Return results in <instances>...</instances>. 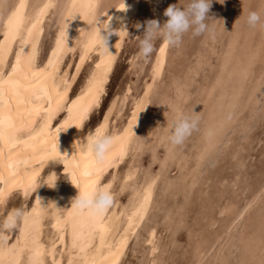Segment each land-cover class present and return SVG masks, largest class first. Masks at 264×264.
<instances>
[{"label": "bare ground", "instance_id": "obj_1", "mask_svg": "<svg viewBox=\"0 0 264 264\" xmlns=\"http://www.w3.org/2000/svg\"><path fill=\"white\" fill-rule=\"evenodd\" d=\"M57 2L59 9L55 17L54 32L49 48L39 62L38 53L43 32ZM121 2L122 0H0V44L3 45V55L0 58V190L3 192L0 201L14 189L20 190L25 200L31 194L27 205L23 206L24 202H21L23 208L19 209L20 215L14 235L9 238L8 229V232L0 230V237H3L0 239V264H118L137 227L142 225L140 222L143 218L145 220L144 216L152 199V189H156L155 184L157 186L159 183L157 176L155 178L150 174L140 179V175L139 181L138 178L133 180L137 170L132 163L123 168L120 174L117 172V165L126 156L132 140L137 138L134 135L146 106L150 85H145L133 100L123 120H119L115 110L116 99H112L94 127L82 130L84 120L86 121L92 108L100 101L112 63L121 48L122 37L127 32L119 29L123 27L126 30L141 0H124L126 9L123 11L119 10ZM261 3L263 6L261 4L260 11H264V0ZM98 11L102 15L99 19L111 17L108 21L109 28L117 30V35L113 32L107 40L111 55L98 52L94 48L93 28L90 24ZM65 31L67 47L64 43ZM161 48L164 49L163 52ZM166 48L167 45L161 41L155 49L150 68L152 77L157 76L162 69L166 60ZM247 52L250 53L249 56L245 54L243 66H237L235 72H227L229 78H236L235 83L232 80L230 85H227L229 87L224 89L232 92L230 94L234 100L238 92L236 90H239L238 79L242 76L239 73L246 71L245 65L248 67L251 60L252 51ZM66 56L68 60L64 64ZM226 57L228 60L229 52ZM89 60L90 68L81 84L72 91L76 76L83 64ZM242 60L239 59L236 63L241 64ZM221 78L217 79L218 82ZM128 91L129 86L126 87L125 93ZM122 100H119L118 104ZM219 103L216 104L222 105V102ZM122 105H125V102ZM240 106L237 109H240ZM219 110L217 106L210 111V116L207 114L209 118L202 131L206 152L217 143L221 133L233 120L228 111L219 114ZM98 128L103 129L113 140L111 151L102 165L91 160L85 150L89 137ZM150 132L152 134V131ZM149 138L150 134L147 133L143 140L147 141ZM140 139L142 137L138 140L141 141ZM52 159L64 165L63 178L57 179L52 171L41 174L44 165ZM108 169L110 173L104 178ZM153 174L156 175V172ZM53 180L54 186L49 187ZM131 180L126 202L121 204L118 196ZM97 186L106 188L113 197L111 205L102 215H93L88 208L73 207L71 203L79 192ZM9 197L6 198L8 203L12 202ZM4 206L0 208L3 209ZM25 213L30 214L29 226L25 225ZM66 220L69 221L68 224L64 223ZM32 221L37 222L35 226H31ZM153 223L149 226L147 223L146 232L143 230L146 234L143 235L147 243V254L152 256L160 245H157L159 241H156ZM45 225H49L50 232L44 237ZM141 227L144 228V225ZM73 228L78 234L75 241L72 236ZM141 236L139 238H142ZM242 247L247 252V249L252 250L254 244L248 240L244 241ZM203 250L207 248H198L197 254ZM247 254L250 258L253 256L252 252ZM152 256L146 264H157L156 261L159 260L155 261Z\"/></svg>", "mask_w": 264, "mask_h": 264}, {"label": "rangeland", "instance_id": "obj_2", "mask_svg": "<svg viewBox=\"0 0 264 264\" xmlns=\"http://www.w3.org/2000/svg\"><path fill=\"white\" fill-rule=\"evenodd\" d=\"M261 2L262 0H224L221 4L217 0H211L207 13L208 30L200 36H193L189 31L183 35L178 45L167 46L166 60L160 75L153 77L150 68L155 49L161 40L155 41L152 54L145 59L138 55L137 36L142 34L146 20L156 19L163 23L167 19L163 15L165 8L174 4L184 7L188 0H141L137 12L127 24V32L122 37L121 48L112 63L100 101L84 120L82 129H92L112 99H116L115 110L119 120H123L133 100L145 85H150L146 106L134 135L137 138L133 137L137 141L132 140V150L130 147L127 157L118 163L117 172L120 174L123 168L132 163L137 170L133 180L138 178L139 181L151 174L155 178L157 176L159 181L155 180L159 183L157 186L155 184L156 189H152V199L144 216L145 220L143 218L140 222L142 225L139 224L140 227L144 225L145 229L137 227L118 264L148 263L152 254H147L144 235L146 227L153 221L156 241H159L157 245L160 244L152 256L155 261L159 260L156 261L157 264L160 261L162 262L159 264H264V32L258 28H250L244 22L249 11L261 10ZM58 9L57 2L43 32L39 62L49 48ZM137 23L141 25L140 28L135 27ZM250 50L251 60L248 67L245 65V73H239L242 76L238 79L239 90H236L238 94L236 93L234 100L230 94L232 92L224 90L232 80L235 83L236 79L229 78L227 72H235L237 66H243L245 54L249 56L250 52L247 51ZM227 52L230 54L228 60ZM239 59H243L241 64L236 63ZM67 60L68 56L63 63ZM90 65L91 60L83 64L72 85V91L81 84ZM220 78L218 82L217 79ZM127 86L129 91L125 93ZM229 99L233 102H229ZM119 100L123 103L120 101L118 104ZM124 102L125 105H122ZM221 102V107L216 104ZM238 104H242L240 109H237ZM217 106L219 114L229 112L233 120L221 133L217 143L207 149V153L204 151L202 131L210 111ZM177 108L189 115L193 110L201 118L197 128L182 145L172 146L166 138V129ZM147 133L151 138L145 141L143 137ZM139 136L142 137L141 141L138 140ZM54 160L44 165L41 174L52 171L57 179L63 178L65 167ZM155 172L156 175L153 174ZM109 173L110 169L105 172L104 178ZM131 182L132 180L127 183L118 196L121 204L126 202ZM8 197L12 202L8 203ZM30 197L31 194L25 200L20 190H12L0 201V207L5 203L3 209L0 208V223L8 220L9 213L13 215L20 212L19 209L29 203ZM21 202H24L23 206ZM17 219L18 216L13 215L14 225L7 228L9 238L16 231ZM7 229L2 230L5 232ZM49 230V225H45L44 237L49 235ZM248 240L254 244L252 250L247 249L248 253L252 252L251 258L242 247L244 241ZM135 241L138 242L136 245ZM198 248L207 250L197 254Z\"/></svg>", "mask_w": 264, "mask_h": 264}, {"label": "clouds", "instance_id": "obj_3", "mask_svg": "<svg viewBox=\"0 0 264 264\" xmlns=\"http://www.w3.org/2000/svg\"><path fill=\"white\" fill-rule=\"evenodd\" d=\"M217 2L222 4L224 0H217ZM210 5L211 0H188L187 5L184 7H179L177 4H174L165 8L163 15L167 17V19L163 23H159L156 19L146 20L143 25L142 34L137 36L138 55L145 59L149 57L153 52L154 43L157 39L161 40L167 46H176L181 42L183 35L189 31H191L193 36H200L205 33L209 28L207 13ZM125 9L126 6L124 0H122L119 10L123 11ZM101 16L102 15H100L98 11L90 24V27L93 28L94 48L98 52L111 55L107 40L109 34L114 32L117 35V30L109 28L108 21L111 17L100 20L99 18ZM244 22L250 28H258L264 32V11H249ZM135 27L140 28L141 25L137 23ZM119 30L126 31L123 27ZM64 43L66 46V31ZM199 119V114L193 110L189 115L178 108L175 109L172 119L166 129V138L170 145H182L185 139L191 135L192 131L197 128ZM112 144V137L103 129H100L99 131L96 130V132L89 137L85 145V150L91 160L98 165H102L111 151ZM54 182L55 180L52 181L50 186H47L53 187ZM112 199L111 193L106 188L97 186L91 190L79 192L71 204H78L82 206V208H88L91 211H100L110 206ZM13 215L18 216L20 213L16 212ZM10 227H12V221H9V219L0 223V230Z\"/></svg>", "mask_w": 264, "mask_h": 264}, {"label": "snow or ice", "instance_id": "obj_4", "mask_svg": "<svg viewBox=\"0 0 264 264\" xmlns=\"http://www.w3.org/2000/svg\"><path fill=\"white\" fill-rule=\"evenodd\" d=\"M64 38H65V37H64ZM163 51H164V49L161 48V52H163ZM2 55H3V45L0 44V58H2ZM19 55H20V53H18V60H19ZM82 59H83V56H82ZM97 67H99V65H97ZM34 74H35V73H34ZM10 77H11V74H10ZM73 103H75V101H74ZM58 130H59V129H58ZM99 130H100V129L98 128L97 131H99ZM0 139H2V137H0ZM98 176H99V172L97 173V178H98ZM2 192H3V190H0V196H2ZM38 203H39V201H38ZM73 207L76 208V207H82V206H80V205H78V204H73ZM103 212H104V210H100V211H92V214H93V215H96V216H100V215L103 214ZM24 220H25V225H26V226H29V225H30V214L25 213V214H24ZM9 221H13V215H12V214H10V216H9ZM36 223H37V222L32 221V222H31V226H35ZM64 223H65V224H68L69 221L66 220ZM72 236H73V240H74V241H75V239L78 238V234L76 233L75 228H73ZM0 239H3V237H0Z\"/></svg>", "mask_w": 264, "mask_h": 264}]
</instances>
